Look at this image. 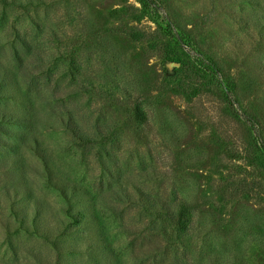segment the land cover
<instances>
[{
	"label": "rangeland",
	"instance_id": "374dc122",
	"mask_svg": "<svg viewBox=\"0 0 264 264\" xmlns=\"http://www.w3.org/2000/svg\"><path fill=\"white\" fill-rule=\"evenodd\" d=\"M0 264H264V0H0Z\"/></svg>",
	"mask_w": 264,
	"mask_h": 264
},
{
	"label": "trees",
	"instance_id": "16d2710c",
	"mask_svg": "<svg viewBox=\"0 0 264 264\" xmlns=\"http://www.w3.org/2000/svg\"><path fill=\"white\" fill-rule=\"evenodd\" d=\"M140 2L144 6L148 5V0H140ZM207 66L209 67V64ZM210 69L212 70V72H214L213 67L210 66ZM70 129L72 130V132L77 134V131H78L77 127L74 124H72L71 122H70ZM46 167H47L46 171L48 172V176H49V180H50L51 184L56 185L58 188L59 187L65 188V184H62L60 181H57L56 180L57 178L53 175L52 170L48 166H46ZM161 206H162L163 210L166 211L167 214L171 217V214L169 213L170 210H169L168 206L165 203H162ZM185 211H186L185 207L184 208L182 207V209L180 210V213H178V216H179L178 217V224L179 225H183V226L185 225V222L182 219L185 216Z\"/></svg>",
	"mask_w": 264,
	"mask_h": 264
}]
</instances>
